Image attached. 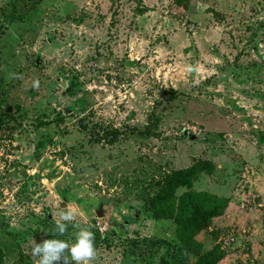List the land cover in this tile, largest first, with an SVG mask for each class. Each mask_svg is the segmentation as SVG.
Wrapping results in <instances>:
<instances>
[{
    "label": "rangeland",
    "instance_id": "obj_1",
    "mask_svg": "<svg viewBox=\"0 0 264 264\" xmlns=\"http://www.w3.org/2000/svg\"><path fill=\"white\" fill-rule=\"evenodd\" d=\"M0 114V264L71 245L65 206L97 230L93 264H190L145 208L200 160L192 188L228 198L202 246L264 264V0H0Z\"/></svg>",
    "mask_w": 264,
    "mask_h": 264
},
{
    "label": "trees",
    "instance_id": "obj_2",
    "mask_svg": "<svg viewBox=\"0 0 264 264\" xmlns=\"http://www.w3.org/2000/svg\"><path fill=\"white\" fill-rule=\"evenodd\" d=\"M184 0H173L181 5ZM69 93V87L62 90ZM4 115L0 114V122ZM215 166L209 160H200L191 165L178 168L162 177L157 191L149 197L146 210L153 218H168L174 224L175 249L174 254L179 260L191 258L190 264H215L224 255L218 243L204 248L198 238L212 217L223 213L228 198L218 196L206 190L192 188L194 180L203 172L210 175ZM177 188H182L175 193ZM95 239H99L97 230L91 229Z\"/></svg>",
    "mask_w": 264,
    "mask_h": 264
},
{
    "label": "clouds",
    "instance_id": "obj_3",
    "mask_svg": "<svg viewBox=\"0 0 264 264\" xmlns=\"http://www.w3.org/2000/svg\"><path fill=\"white\" fill-rule=\"evenodd\" d=\"M187 70L194 71L191 66ZM33 86L38 87V82ZM78 215V209L74 206L60 207L51 233L53 236H63L68 231L69 225H72L78 229L75 233V241L69 245L62 239H43L42 242H37L33 238L27 254L35 259V264H70V261L71 264H93L97 256L94 245L95 235L89 228L73 223ZM44 233L47 235L49 232Z\"/></svg>",
    "mask_w": 264,
    "mask_h": 264
},
{
    "label": "water",
    "instance_id": "obj_4",
    "mask_svg": "<svg viewBox=\"0 0 264 264\" xmlns=\"http://www.w3.org/2000/svg\"><path fill=\"white\" fill-rule=\"evenodd\" d=\"M61 86H64V83L63 82H61Z\"/></svg>",
    "mask_w": 264,
    "mask_h": 264
},
{
    "label": "built area",
    "instance_id": "obj_5",
    "mask_svg": "<svg viewBox=\"0 0 264 264\" xmlns=\"http://www.w3.org/2000/svg\"><path fill=\"white\" fill-rule=\"evenodd\" d=\"M97 229H100V227H97Z\"/></svg>",
    "mask_w": 264,
    "mask_h": 264
}]
</instances>
